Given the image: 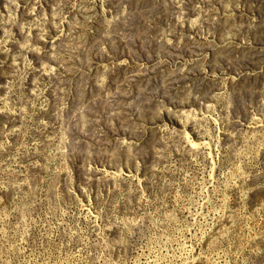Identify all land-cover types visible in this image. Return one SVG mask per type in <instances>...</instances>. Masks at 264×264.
<instances>
[{"label":"rangeland","instance_id":"obj_1","mask_svg":"<svg viewBox=\"0 0 264 264\" xmlns=\"http://www.w3.org/2000/svg\"><path fill=\"white\" fill-rule=\"evenodd\" d=\"M0 264H264V0H0Z\"/></svg>","mask_w":264,"mask_h":264},{"label":"bare ground","instance_id":"obj_2","mask_svg":"<svg viewBox=\"0 0 264 264\" xmlns=\"http://www.w3.org/2000/svg\"><path fill=\"white\" fill-rule=\"evenodd\" d=\"M190 138V137H189ZM211 141V140H210Z\"/></svg>","mask_w":264,"mask_h":264}]
</instances>
